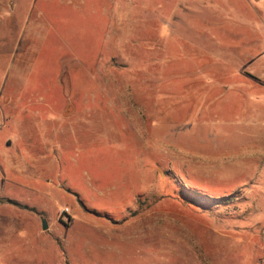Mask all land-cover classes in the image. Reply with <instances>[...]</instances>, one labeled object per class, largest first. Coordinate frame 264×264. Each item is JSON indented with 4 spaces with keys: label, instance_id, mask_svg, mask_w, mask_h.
I'll return each mask as SVG.
<instances>
[{
    "label": "rangeland",
    "instance_id": "1",
    "mask_svg": "<svg viewBox=\"0 0 264 264\" xmlns=\"http://www.w3.org/2000/svg\"><path fill=\"white\" fill-rule=\"evenodd\" d=\"M0 264H264V0H0Z\"/></svg>",
    "mask_w": 264,
    "mask_h": 264
},
{
    "label": "crops",
    "instance_id": "2",
    "mask_svg": "<svg viewBox=\"0 0 264 264\" xmlns=\"http://www.w3.org/2000/svg\"><path fill=\"white\" fill-rule=\"evenodd\" d=\"M30 191H32V190H30ZM34 191V190H33ZM35 192V191H34ZM37 194H41V193H39V192H36V194L35 195H37ZM26 205V207L28 208V206H29V208L33 211V216H32V218H36V217H39V218H41L42 216V209H40V208H38L37 206H35V204H33L32 205V203H29L28 201H23ZM47 223H48V231L49 230H51V225H50V223L47 221ZM41 229H42V231H43V226L41 227Z\"/></svg>",
    "mask_w": 264,
    "mask_h": 264
},
{
    "label": "water",
    "instance_id": "3",
    "mask_svg": "<svg viewBox=\"0 0 264 264\" xmlns=\"http://www.w3.org/2000/svg\"><path fill=\"white\" fill-rule=\"evenodd\" d=\"M42 223H43V230L44 231H47L48 230V223H47V221L43 219V222Z\"/></svg>",
    "mask_w": 264,
    "mask_h": 264
},
{
    "label": "built area",
    "instance_id": "4",
    "mask_svg": "<svg viewBox=\"0 0 264 264\" xmlns=\"http://www.w3.org/2000/svg\"><path fill=\"white\" fill-rule=\"evenodd\" d=\"M62 214L64 215V217H67L68 214H69V209H64V210L62 211Z\"/></svg>",
    "mask_w": 264,
    "mask_h": 264
}]
</instances>
